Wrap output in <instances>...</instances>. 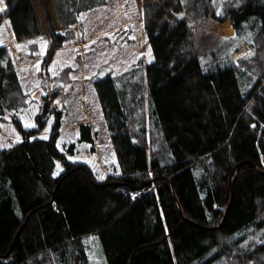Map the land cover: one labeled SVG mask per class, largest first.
<instances>
[{"label":"trees","instance_id":"1","mask_svg":"<svg viewBox=\"0 0 264 264\" xmlns=\"http://www.w3.org/2000/svg\"><path fill=\"white\" fill-rule=\"evenodd\" d=\"M212 3L0 2V135L13 133L0 138V264H88L89 236L104 264H264V77L204 63L193 22L220 20ZM224 14L262 40L264 0ZM76 48L98 118L65 125L59 93L35 102L24 83L61 64L53 77L73 92Z\"/></svg>","mask_w":264,"mask_h":264},{"label":"rangeland","instance_id":"2","mask_svg":"<svg viewBox=\"0 0 264 264\" xmlns=\"http://www.w3.org/2000/svg\"><path fill=\"white\" fill-rule=\"evenodd\" d=\"M212 9H214V14L216 17L221 18L220 20H216L213 17H204L197 18L193 24L196 27V36L200 46L201 51L204 53L203 58L204 63L208 65H212L214 62H220L221 65H232L236 69H240L241 71H245L249 73V76L264 77V48L262 45L264 44V36H262L258 42L253 38L252 29L247 27L246 33L244 36L238 35L235 30L231 27L230 21L227 19L225 11L229 8L236 9L239 6L244 4L246 0H212ZM136 17L140 18V10L138 8L137 13H135ZM225 16V17H224ZM141 23V22H140ZM257 44V45H256ZM226 45V47H224ZM260 46V49H259ZM262 48V49H261ZM142 51L145 52V46L142 45ZM79 49H75V52L68 57L72 62H68L71 67L74 69L71 77L74 82V91L70 90L71 86H68L66 83H60L59 79L53 77L57 75L58 72L62 69L61 64H55L51 67L50 75L43 74L41 77V85L35 87V82L31 78V75L25 79L24 87L25 91L29 94V98L31 100L39 101L43 96L47 95L49 92L53 90L59 93V97L54 101V104L58 106V108L64 109V102L67 105L66 115H65V125H70L72 122H78L87 117L86 113H89L92 118H98L97 113V105L95 104V99L93 94L90 91V88L79 87V68L75 65ZM210 53V54H209ZM213 54V56L211 55ZM69 55V54H67ZM216 55V57H214ZM69 60V59H68ZM133 79L141 77L143 78L144 70L143 69H133ZM255 72V73H254ZM251 74V75H250ZM261 75V76H259ZM32 79V80H31ZM255 80V79H254ZM121 81V82H119ZM118 84L130 83L129 80L120 79ZM117 82V81H116ZM264 83V81H263ZM70 90V91H69ZM84 90V93L83 91ZM70 93L67 97L66 95ZM90 111V112H89ZM15 112L10 111L7 112L4 116L5 120H10L12 115ZM151 125L147 122V130L149 140H152V133H150ZM76 132V131H75ZM101 143L102 145H98V149L103 161L102 164L97 165L98 168L102 171L103 174L109 173L113 170L112 165L115 164V160L113 158L112 153L109 151L108 146L106 144V136L105 132L101 131ZM13 138V133L10 130L9 126H3V130L1 131L0 138L1 140L7 141V138ZM99 144V142H98ZM151 148L161 147V145H151ZM103 150V152H102ZM103 156V157H102ZM81 158L84 157V152L81 153ZM93 158V157H92ZM90 159H87L89 161ZM106 163V164H104ZM264 235V231H263ZM85 248L87 250V258L88 264H104L102 259L99 246L97 244L96 238L94 236H89L85 238ZM211 264H242L237 261V258L231 254L223 255L219 261H214ZM253 264V263H250Z\"/></svg>","mask_w":264,"mask_h":264},{"label":"water","instance_id":"3","mask_svg":"<svg viewBox=\"0 0 264 264\" xmlns=\"http://www.w3.org/2000/svg\"><path fill=\"white\" fill-rule=\"evenodd\" d=\"M255 169L258 170L260 173L264 174V169L258 168L257 166H255Z\"/></svg>","mask_w":264,"mask_h":264},{"label":"built area","instance_id":"4","mask_svg":"<svg viewBox=\"0 0 264 264\" xmlns=\"http://www.w3.org/2000/svg\"><path fill=\"white\" fill-rule=\"evenodd\" d=\"M263 165H264V158H263Z\"/></svg>","mask_w":264,"mask_h":264},{"label":"snow or ice","instance_id":"5","mask_svg":"<svg viewBox=\"0 0 264 264\" xmlns=\"http://www.w3.org/2000/svg\"><path fill=\"white\" fill-rule=\"evenodd\" d=\"M0 2H2V0H0ZM0 10H2V9H0Z\"/></svg>","mask_w":264,"mask_h":264}]
</instances>
